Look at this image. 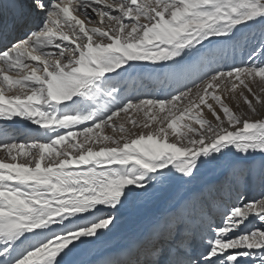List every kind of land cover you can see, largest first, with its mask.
<instances>
[{
	"label": "snow or ice",
	"instance_id": "6c2138e0",
	"mask_svg": "<svg viewBox=\"0 0 264 264\" xmlns=\"http://www.w3.org/2000/svg\"><path fill=\"white\" fill-rule=\"evenodd\" d=\"M257 26L242 66H209L169 98L116 103L114 76L130 62L179 66L210 38ZM258 109L264 0H0V119L43 130V141L0 142V264H77L78 247L156 184L192 185L206 169L230 178L229 200L197 207L178 194L137 246L145 258L124 264H264Z\"/></svg>",
	"mask_w": 264,
	"mask_h": 264
},
{
	"label": "bare ground",
	"instance_id": "6f19581e",
	"mask_svg": "<svg viewBox=\"0 0 264 264\" xmlns=\"http://www.w3.org/2000/svg\"><path fill=\"white\" fill-rule=\"evenodd\" d=\"M260 31L261 29L259 28V26H257V29L253 31L252 34L254 33L256 34L255 37H259L258 35L260 34ZM204 45H205L204 49L201 50L199 56H189L188 58H185L182 64L179 66L173 65L170 62L166 64L164 67H158V68L155 67L156 69L154 68L153 70L152 69L146 70L144 67H140L138 71H136L137 73L135 75L132 74L130 68H128L127 71L118 70L120 71V75L114 76V80L116 84H120L121 86L119 87L120 90L129 88L131 86L133 87L132 90L135 93L134 96L133 94L130 95L128 94V96H126L127 98L125 97L126 99H124L123 101H126L129 98L133 99L134 101L136 98H141V99L163 98L169 94H173V93L175 94L177 89H183L185 85H188L189 87L193 81H198L197 77L201 76L204 71H207L209 66L215 68L217 64H219V61H221L223 58L225 60L227 59V57H229V53L227 54H224L225 52L222 53L223 50L217 52L219 48H216L214 43L212 45H209L208 42L205 41ZM219 47L221 49L224 48L223 44H221ZM11 94L14 93H9V95ZM18 118L19 117L13 119L14 121L13 120L6 121L0 119L1 120L0 129H8L10 133L9 138L14 137L19 143H24L26 141V138L29 136V134L38 132V134L40 135V133L43 132L42 129H39L38 131L39 126L32 125L29 121ZM155 127L156 124H153L152 128ZM148 130L150 129H146L144 131H148ZM105 132L106 134L109 135L112 134L111 129H105ZM9 138L4 137L2 132H0V142ZM0 155H2V153H0ZM226 180L227 179L223 177L219 181L223 182V185H225L227 182ZM215 182L213 181L214 187L220 190L221 189L220 186L218 185V183L215 184ZM258 183H259L258 181L256 183L249 182L248 191L250 192L251 195L254 196L256 195V192H253V188ZM166 186L167 185L163 187V185L156 184L154 188L150 190L152 191V193H155L158 190L165 188ZM189 190L190 189H188V191ZM209 190H210L209 187H205V190L203 192L204 194H206L205 199L211 202ZM183 191L184 188H182L178 193H176L175 191V195L169 197V199H168L169 194L153 195L154 198L153 200H155L156 198H160V201L156 206H153L150 209H148V207L145 208L147 211L146 214L148 213L155 214L154 216L148 217L150 219L147 220L145 218L142 219L141 216L138 215L140 208L138 207L140 203H138L134 208L135 210L132 213H128V214L126 213L127 215L125 216L124 221L119 222L118 226L115 229H113V231L109 233L106 237L100 240H95L93 238L92 242L79 246L76 252V259H75L77 264H99L101 258H99L98 255H100L101 257H106V263L109 264V262H107L108 255L106 256L103 255L106 250H110V254H113V259L112 261H110L111 262L110 264H114V262L117 261L121 262V264H124L125 261L136 259L138 255L140 259H144L145 257L142 254V252H138L137 246L147 244L148 235L151 232L154 223L170 207L174 197H176L178 194L182 195V193H187ZM195 192H197L196 197L197 198L200 197L198 193L201 191L197 190ZM213 192L216 194V196H221V191L215 190ZM225 193L226 191L222 193V195H224ZM228 195L229 193L227 192V195H225L223 198L225 199ZM138 238L139 240L140 239L141 240L138 243H136V240Z\"/></svg>",
	"mask_w": 264,
	"mask_h": 264
},
{
	"label": "rangeland",
	"instance_id": "374dc122",
	"mask_svg": "<svg viewBox=\"0 0 264 264\" xmlns=\"http://www.w3.org/2000/svg\"><path fill=\"white\" fill-rule=\"evenodd\" d=\"M255 28L257 29V27H255ZM255 28L248 29V30L244 31L243 32V36L244 37L241 36L240 34H237V37L235 39H233V40H227L225 38H211V39H213V43L215 44L216 48H219L217 50V52H220L221 50H223L222 53H224V52H225L224 54L229 53V57H227V59H225V60L223 58L221 61H219V64H217V66L215 68H218V67H230V66H233V65H235V66H242L244 63H246L247 60H248V57H249V53L252 51V48H253L254 41H253L252 37L255 36L256 34H254V33L252 34V32L256 30ZM245 37L247 39H245ZM255 39L256 40H259V37H255ZM216 41H219V43H216ZM220 42H223V43H220ZM221 44H223V46H224L223 49H221L219 47ZM188 57L189 56H186L185 58H188ZM130 63H132V65H133V67L130 68V71L132 72L133 75H135L137 73L136 71H138V69L140 67H144L146 70L147 69L148 70H151V69L153 70L155 67H157V68L158 67H164L166 64H168L170 62L152 63V62H149V61H141V62H130ZM125 67L127 68V66H125ZM196 83H200V81L198 80V81H196ZM192 86L193 85L191 84L189 87H192ZM119 87H121L120 84H117V88H118V97H117V101H116L117 104H121L123 102H126V101H123V100L127 98L126 96H128V94L129 95L130 94H133V96H134L135 93L132 90L133 87L130 86L129 88L121 89V90H120ZM124 91H125V93H124ZM158 91H160V90H158ZM170 95H172V94H169V95H167V96H165L163 98H169ZM137 99H141V98H136L135 100H137ZM240 110H242V109H237V111H240ZM259 111H264V110H259ZM208 118H210V117H208ZM252 118L253 119H259L260 116H253ZM13 119H15V118H13ZM18 119H22V118L19 117ZM9 139H10L9 142H11V140H14L15 138L12 137V138H9ZM37 139H40L41 141H43V137L41 135H39L38 132L32 133V134H29V136L26 138V141L24 143H31V142H33L34 140H37ZM174 139H175V137H171L170 136V141H172ZM14 141L15 142H18L16 139ZM257 161L259 162V157L257 158ZM223 177L227 179L226 180L227 182H226L225 185H223V182H220L219 181ZM213 181L214 182L216 181L215 184L218 183V185L221 188L220 190H218V189H216L214 187ZM158 185H163V187L165 185H167V186L165 188L161 189V190H158L155 193H152V191L150 190L151 195L149 197L143 198L139 202L140 204H139L138 207H140V208H139V214L138 215L141 216L142 219L145 218L147 220V219H150L148 217H151V216H154L155 215L154 213H148V214H146L147 211L145 209L147 207H148V209H150V208H152L153 206H156L159 203L160 198H156L155 200H153L154 199L153 198V195H157V194L158 195H160V194L161 195H164V194L168 195L169 194V196H168V199H169V197L175 195V191H176V193H178L182 188H184V191L183 192H187V193H182V195H184V194L187 195V196L188 195H191L192 197L197 198L196 197L197 196V192H195V191L199 190V191H201V192L198 193V195L200 197H198L197 199L194 200V203L197 204V207H198V204H199V198L203 197L205 199V197H206L205 196L206 194H204V192H203L205 190V187H209L210 188V190H209L210 191L209 192L210 193V201H211L210 203H213L214 206L215 205H218L220 203V198L221 197H224L225 195H227V192L229 193V195L225 199L223 198L225 201L229 200L230 195H231V193H230L231 192L230 191L231 190L230 178L226 177L225 175L221 174L219 171L214 170V169L202 170L201 173L198 175L197 180L192 184L193 186H190V185H188V186H181L179 184V182H176V181H174L172 183H167L166 182V183H162V184H158ZM199 187H201V188H199ZM188 189H190V190L188 191ZM215 190L216 191H221V196H216V194L213 192ZM260 190H261L260 189V185L258 183L253 188V192H256V195L255 196H258ZM225 191H226V193L224 195H222V193H224ZM207 196H208V194H207ZM207 198H209V197H207ZM134 208L135 207H130V208L123 209L122 210V213L120 214V221L119 222H123L124 219H125V216L128 213H132L135 210ZM150 227H148V228H150ZM148 228H147V230H148ZM140 240L138 238L136 240V243H138ZM136 243H135V245H136Z\"/></svg>",
	"mask_w": 264,
	"mask_h": 264
}]
</instances>
